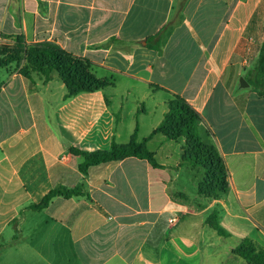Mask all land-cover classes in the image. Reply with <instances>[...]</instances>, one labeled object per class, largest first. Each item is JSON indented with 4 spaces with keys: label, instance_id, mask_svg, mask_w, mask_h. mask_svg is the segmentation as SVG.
Instances as JSON below:
<instances>
[{
    "label": "crops",
    "instance_id": "1",
    "mask_svg": "<svg viewBox=\"0 0 264 264\" xmlns=\"http://www.w3.org/2000/svg\"><path fill=\"white\" fill-rule=\"evenodd\" d=\"M16 35L88 60L107 85L68 96L54 73L33 85L6 70L0 264H247L232 253L243 238L264 248V88L239 83L263 42L264 0H0V43ZM173 94L223 159L217 197L180 163L183 138L152 134ZM135 128L158 166L130 156L80 172L72 147L107 149ZM77 184L87 195L29 206ZM214 209L226 236L206 222Z\"/></svg>",
    "mask_w": 264,
    "mask_h": 264
},
{
    "label": "trees",
    "instance_id": "2",
    "mask_svg": "<svg viewBox=\"0 0 264 264\" xmlns=\"http://www.w3.org/2000/svg\"><path fill=\"white\" fill-rule=\"evenodd\" d=\"M167 26L147 37L153 39V47H159L161 35ZM13 45L0 44V68H6L11 63L14 69L31 83L40 80L45 83L54 73L63 83L67 95L93 91L107 85L104 79L97 78L91 71L88 60L73 55L49 42L26 43L22 36H13ZM26 63L19 66L20 60ZM250 86L261 92L264 88V38L258 55L252 66L243 77ZM201 118L190 104L181 96L173 94L167 102V110L152 134L158 133L169 140L183 138L180 147L179 160L195 171L198 175V192L206 197H217L228 189L227 171L223 159L216 147L203 139L200 134ZM72 152L82 156L78 168L86 174L91 165L109 161H120L126 157H137L147 160L151 165L159 164L153 158V152L136 139V128L125 143L111 141L109 148L92 151L72 147ZM87 195L82 184L73 187L57 185L49 189L37 203L29 205L33 209L45 208L55 196L64 198ZM206 222L218 234L226 236L218 222L217 210H212L206 217ZM236 256L243 258L247 264H264V248L250 238H243L232 250Z\"/></svg>",
    "mask_w": 264,
    "mask_h": 264
},
{
    "label": "rangeland",
    "instance_id": "3",
    "mask_svg": "<svg viewBox=\"0 0 264 264\" xmlns=\"http://www.w3.org/2000/svg\"><path fill=\"white\" fill-rule=\"evenodd\" d=\"M13 42H14V40H12L11 42H3V44H7V45H13ZM0 44H2V43H0ZM25 61L22 59V60H20V64H19V66L21 67V66H23V65H25ZM14 67H15V64L14 63H11L8 67H6V68H0V81L1 80H5L6 79V76H7V71H10V70H15L14 69ZM7 70V71H6ZM53 76V73H51V77ZM57 77V76H56ZM58 78V77H57ZM59 79V78H58ZM40 80H35V83H31L30 81H29V83L30 84H43V83H40L39 82ZM207 142H210L208 139L206 140ZM183 143V142H182ZM195 187V186H194ZM192 188H193V186H192Z\"/></svg>",
    "mask_w": 264,
    "mask_h": 264
},
{
    "label": "water",
    "instance_id": "4",
    "mask_svg": "<svg viewBox=\"0 0 264 264\" xmlns=\"http://www.w3.org/2000/svg\"><path fill=\"white\" fill-rule=\"evenodd\" d=\"M239 83H240V86H247L248 85V82L243 77L239 78Z\"/></svg>",
    "mask_w": 264,
    "mask_h": 264
}]
</instances>
